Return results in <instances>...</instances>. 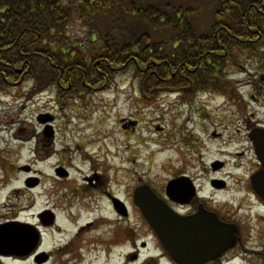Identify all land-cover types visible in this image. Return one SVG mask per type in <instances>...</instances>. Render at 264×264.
Masks as SVG:
<instances>
[{"label":"rangeland","instance_id":"obj_1","mask_svg":"<svg viewBox=\"0 0 264 264\" xmlns=\"http://www.w3.org/2000/svg\"><path fill=\"white\" fill-rule=\"evenodd\" d=\"M228 73L241 84L240 90L232 89L228 97L215 92L198 95L196 102L190 103V106L185 104V97L177 92H163L156 99L145 100L130 71L114 73L103 86L93 83L75 86L77 78L68 77L73 84L70 81L62 88H42L29 79L0 92V217L12 213L10 210L13 207H28L30 198L34 200L39 192H27L25 180L29 175L23 168L32 164L36 170L49 176L52 165L62 159L61 150L65 154V163L75 166L67 181L80 179L89 166L102 164L114 184L121 182L122 185L114 187L123 192V197H130L133 186L140 181L163 184L172 177L171 168L182 166L184 160L185 168L197 173L204 182V179L214 175L210 170L212 162L224 160L221 153L227 155L231 166L223 168L215 176L227 175L226 178L234 184V176L243 174L252 155L247 149L245 122L264 119V109L259 104L250 103L252 87L246 83L254 80L255 69L250 66L248 71L241 73L230 68ZM201 106L203 109H197ZM204 111L207 112L206 119L204 114V117L198 116ZM46 114H53L55 119L40 123L37 117L42 115L45 118ZM121 119H138L140 124L138 127L129 125L125 130ZM157 123L164 125L167 132L159 134ZM48 124L55 131L57 151H52L55 155L49 159V165H44L41 158L53 148L51 144L44 146L49 141L39 142V135ZM213 131L222 136H214V139ZM171 132H175L173 140ZM183 132L187 137L182 136ZM189 136H193V144L188 141ZM178 142L183 144L182 147ZM201 149L204 153L200 152ZM239 152L245 156L237 158ZM201 154H204L201 160H195ZM238 161L240 165L235 169ZM203 169L207 172L203 173ZM235 194L242 195L236 193L235 186H231L218 191L217 199L227 200ZM39 202L40 199H37V203L27 210L36 212ZM27 215L19 214L20 218ZM244 220L249 222V217L245 216ZM251 223L254 231L262 225L255 227V222ZM254 239L264 245L263 236ZM51 242L52 238L48 244ZM255 261H258L256 255L244 256L237 252L233 260L226 264H260V260ZM6 263L27 264L16 260Z\"/></svg>","mask_w":264,"mask_h":264},{"label":"trees","instance_id":"obj_2","mask_svg":"<svg viewBox=\"0 0 264 264\" xmlns=\"http://www.w3.org/2000/svg\"><path fill=\"white\" fill-rule=\"evenodd\" d=\"M231 66L264 71V0H0V92L130 71L145 100L194 98L230 93Z\"/></svg>","mask_w":264,"mask_h":264},{"label":"flooded vegetation","instance_id":"obj_3","mask_svg":"<svg viewBox=\"0 0 264 264\" xmlns=\"http://www.w3.org/2000/svg\"><path fill=\"white\" fill-rule=\"evenodd\" d=\"M251 86L250 103L259 104L264 109V71L256 72ZM200 109H203L202 106ZM190 113H193L192 109ZM203 114L205 116L206 113L198 114V116L201 117ZM206 118L205 116L204 119ZM53 119L55 116L50 114L49 120L53 121ZM136 121L138 127L140 120L136 119ZM156 125H159L156 128L159 134L167 132L164 125L159 123ZM45 128L39 135V142L49 141L44 146L51 144L53 149L41 158V161L44 165H49V159L55 155L52 151L57 149L54 143L55 131L52 129L50 133H46ZM245 129L247 149L252 155L243 174L234 176V184L226 178L227 175L215 176L223 168L231 166L229 158L223 153L221 156L224 160L217 159L210 166L215 177L206 178L202 182L201 176L185 168L184 160L182 166L176 169L171 168L173 169L170 171L172 177L166 182L153 185L140 181L138 185L133 186L130 197H123L121 195L123 192L116 190L117 187L114 186L122 185L121 182L114 184L102 164L89 166L80 179L67 181L75 166L65 163L63 150L59 152L62 158L60 163L52 165L49 176L43 171L36 170L32 164L26 165L29 185H25V188L28 193L38 190L39 192L34 200L30 198L28 207L18 206L17 209L13 207L11 208L13 210H10L12 213H6L7 216L0 217V227L12 224L23 226L35 233V238L29 242L30 246L23 255L0 253V264H7L8 260L27 262V264H181L171 254V252L174 253L172 242H170V252L141 206L134 200L135 189L143 184H149L168 209L181 219L180 226L190 227L187 234L184 232L180 234L191 236L192 242L203 239L199 228L204 236L207 232L208 220L213 225L217 224L218 220L220 223L229 225V229L236 231V242L220 255L213 259L206 257L201 259L196 256L190 259L189 264H226L233 260L237 252L244 256L256 255L260 264H264V245L258 244L254 239L258 236L264 237V200L255 191L253 178L261 170L262 162L256 153L254 141L250 138L253 131L264 129V119L247 120ZM215 131H213V138L222 136ZM174 135L175 132L170 133L171 140ZM192 137L187 138L191 143ZM194 140L197 139L194 138ZM178 144L182 147L184 139L183 144L179 142ZM197 145L202 147L200 143ZM200 152L204 153L202 149ZM184 155H186L185 152ZM203 155L201 154L199 158L196 156L195 160H201ZM242 155L243 152H239L236 157L239 158ZM178 156L181 157V155ZM239 165L238 161L234 165L235 169ZM206 169H203V173L207 172ZM173 182L168 193L167 186ZM231 186H235L236 193L242 195L235 194L227 200L217 199L218 191L229 189ZM37 199H40L39 209L36 212L27 210L37 203ZM22 213L28 215L20 218L19 214ZM245 216L249 217V222L244 220ZM253 221L255 227L257 224H262L257 228V232L253 229L251 223ZM25 238L32 237L25 236ZM51 238L52 242L48 244ZM184 245L182 243L181 246Z\"/></svg>","mask_w":264,"mask_h":264},{"label":"water","instance_id":"obj_4","mask_svg":"<svg viewBox=\"0 0 264 264\" xmlns=\"http://www.w3.org/2000/svg\"><path fill=\"white\" fill-rule=\"evenodd\" d=\"M38 120L40 122H46L48 118L46 119V116L44 118L40 115ZM131 124L135 125V123ZM47 129L50 131L49 127ZM250 138L254 141L256 153L262 162L261 170L253 177L255 182L254 189L264 200V129L253 131L250 134ZM173 184L174 182L168 184V193H170V188ZM134 200L141 206L147 219L157 230L163 244L170 252V242H172L174 245V253L171 252V254L181 264H189L190 259L196 256L201 259L205 257L207 259H213L236 242V231L229 229V225L220 223L218 220L215 225L208 220L206 234L203 236L201 228H199L200 232L198 231L203 239L192 242L191 236H184V233L187 234L190 227L180 226L179 222L181 219L168 209L165 203L148 185H142L136 189ZM180 232L184 233L181 235ZM25 236L32 238L26 239ZM34 238L35 233L28 230V228L25 229L23 226L12 224L11 226L6 225L5 227H0V253L23 255L30 246L29 242ZM170 239L172 240L170 241ZM182 243L185 245L181 246Z\"/></svg>","mask_w":264,"mask_h":264},{"label":"bare ground","instance_id":"obj_5","mask_svg":"<svg viewBox=\"0 0 264 264\" xmlns=\"http://www.w3.org/2000/svg\"><path fill=\"white\" fill-rule=\"evenodd\" d=\"M8 168H11L10 166H8Z\"/></svg>","mask_w":264,"mask_h":264}]
</instances>
